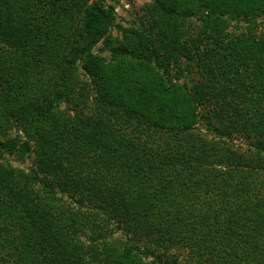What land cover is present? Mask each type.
<instances>
[{"label": "trees", "instance_id": "16d2710c", "mask_svg": "<svg viewBox=\"0 0 264 264\" xmlns=\"http://www.w3.org/2000/svg\"><path fill=\"white\" fill-rule=\"evenodd\" d=\"M141 11L0 0V264H264V0Z\"/></svg>", "mask_w": 264, "mask_h": 264}, {"label": "rangeland", "instance_id": "374dc122", "mask_svg": "<svg viewBox=\"0 0 264 264\" xmlns=\"http://www.w3.org/2000/svg\"><path fill=\"white\" fill-rule=\"evenodd\" d=\"M150 1L151 0H106L107 4L115 6L118 15L116 24H120L123 27H130L136 24L142 15V11H141L142 7L145 4L150 3ZM112 36L113 38L121 37L117 28H113ZM103 46L104 44L100 43L96 47L95 53L98 52L99 48H102ZM105 54L107 56L108 52H106ZM8 160L13 166L27 171L34 166V155L32 156L29 155L28 157L25 158L24 161H21L12 156H9ZM4 264H12V263H4Z\"/></svg>", "mask_w": 264, "mask_h": 264}]
</instances>
